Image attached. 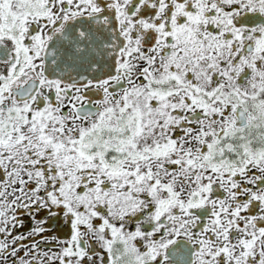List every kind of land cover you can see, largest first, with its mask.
I'll use <instances>...</instances> for the list:
<instances>
[{
  "label": "snow or ice",
  "instance_id": "6c2138e0",
  "mask_svg": "<svg viewBox=\"0 0 264 264\" xmlns=\"http://www.w3.org/2000/svg\"><path fill=\"white\" fill-rule=\"evenodd\" d=\"M0 264H264V0H0Z\"/></svg>",
  "mask_w": 264,
  "mask_h": 264
}]
</instances>
